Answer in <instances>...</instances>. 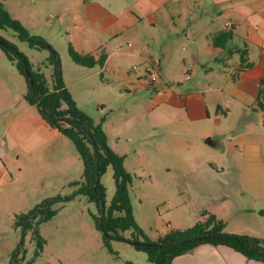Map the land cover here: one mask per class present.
<instances>
[{"label": "crops", "instance_id": "crops-1", "mask_svg": "<svg viewBox=\"0 0 264 264\" xmlns=\"http://www.w3.org/2000/svg\"><path fill=\"white\" fill-rule=\"evenodd\" d=\"M52 8L59 22L56 32L65 33L76 52L94 58L105 54L101 67H84L85 78L98 73L123 96L137 95L146 83L147 112L179 110L170 138L178 149H195L201 157L185 161L178 174L215 203L206 211L222 221L234 198L243 197V207L255 202L253 182L264 177V140L249 138L247 132L254 120L264 122V100L263 108L256 102L264 78V0H55ZM225 30L232 33L225 46L213 45L211 37ZM242 47L251 65L237 71L235 50ZM151 67L153 82L147 75ZM230 104H235L234 120L226 112ZM27 111V127L0 135V142L6 137L9 142L0 148V179L6 172L3 160H22L33 143L51 142L53 150L67 144L34 105L28 103ZM229 121L231 130L226 129ZM227 131L232 137L222 144L218 136ZM171 264L264 263L224 245L201 244Z\"/></svg>", "mask_w": 264, "mask_h": 264}, {"label": "rangeland", "instance_id": "rangeland-1", "mask_svg": "<svg viewBox=\"0 0 264 264\" xmlns=\"http://www.w3.org/2000/svg\"><path fill=\"white\" fill-rule=\"evenodd\" d=\"M54 2L0 0L10 18L18 21L30 34L50 43L57 54L59 76L75 107L101 126L107 147L123 157L124 170L131 177L128 195L133 216L142 232L154 239L158 233L171 228L190 227L200 210L209 211L215 203L178 174L185 161L192 162L201 157L195 149H178L170 138L171 132L178 128L176 113L179 110L164 107L147 112L151 99L146 83L137 95L123 96L98 73L85 78L88 71L84 67H73L74 63L67 55L65 33L56 32L59 22L52 8ZM0 35L13 43L31 67L39 68L46 81H50V68L45 66L46 49L28 47L17 40L10 29L0 31ZM25 89L23 76L0 50V135L7 129L20 130L29 125L28 103L22 97ZM230 105L232 109L226 112L228 118L233 116L230 120H234L237 116L235 104ZM230 126L231 121L226 129L231 130ZM248 128L249 138L264 140V122L260 118L257 124L254 120ZM218 137L225 144L232 135L227 131ZM65 141L66 146L57 151L51 148V142H35L31 145V154L22 160L16 163L10 157L3 160L6 172L4 179H0V264H7L9 253L19 240V229L12 225L14 215L26 212L42 198L66 197L82 182L81 161L70 142ZM6 143H9L7 137L0 142V148ZM99 182L104 187L106 206L114 192L109 167ZM253 184V193L258 196L255 202L243 207L240 203L243 197L234 198L232 207L227 206V217L222 222L224 230L230 233L264 238V215L260 213L264 206V177ZM50 209L53 215L37 227L44 240L42 248L37 250L30 233L23 238L24 259H33L31 264H152L127 240L129 231L122 233L123 240L103 243L101 232L93 221L96 207L84 195L57 201ZM35 251H38L36 255Z\"/></svg>", "mask_w": 264, "mask_h": 264}, {"label": "trees", "instance_id": "trees-1", "mask_svg": "<svg viewBox=\"0 0 264 264\" xmlns=\"http://www.w3.org/2000/svg\"><path fill=\"white\" fill-rule=\"evenodd\" d=\"M6 29L12 30L17 40L25 42L28 47L48 51L45 66L50 68L49 82L39 68L31 67L27 58L13 43L0 35V50L14 63L16 71L24 78L26 89L23 98L35 106L40 117L51 128L70 142L82 164V182L71 194L66 197L42 198L26 212L14 215L12 225L19 229L20 236L9 253L7 264H31L33 259H24V236L30 233L37 250H40L44 240L39 235L37 227L39 223L53 215L51 204L72 199L75 195H84L88 201L94 203L96 215L93 221L95 228L101 232L103 243L106 244L112 239L123 240L125 238L122 233L129 231L130 237L127 240L131 241L135 249L141 250L152 264H171L174 257L201 244L224 245L246 259L264 263V238L225 231L224 223L206 210L199 211L197 220L190 227L171 228L154 239L148 238L133 216L128 195L131 177L124 170L123 157L107 147L106 136L101 126L94 124L84 112L75 107L59 76L55 50L49 42L38 35L30 34L28 29L10 18L0 3V31ZM231 37L230 30L220 31L211 37V42L223 48ZM66 50L73 63L86 68L101 67L105 59L103 52L94 58L89 54L76 52L69 43L66 44ZM235 52L238 54L237 71L249 68L251 64L245 59V49L242 47ZM259 85L256 102L257 106L263 108L261 100H264V78L259 80ZM107 167L111 170L114 192L105 206L104 187L100 184L99 178ZM260 213L264 215V209H261ZM37 252L35 251L34 255Z\"/></svg>", "mask_w": 264, "mask_h": 264}, {"label": "built area", "instance_id": "built-area-1", "mask_svg": "<svg viewBox=\"0 0 264 264\" xmlns=\"http://www.w3.org/2000/svg\"><path fill=\"white\" fill-rule=\"evenodd\" d=\"M224 26L227 27L228 26V22H224ZM152 68L153 67H151L150 70H147L148 71L147 75H148L149 82H153L155 80V78H156V74H155V72L153 71Z\"/></svg>", "mask_w": 264, "mask_h": 264}, {"label": "water", "instance_id": "water-1", "mask_svg": "<svg viewBox=\"0 0 264 264\" xmlns=\"http://www.w3.org/2000/svg\"><path fill=\"white\" fill-rule=\"evenodd\" d=\"M205 143H207L208 145H211L212 143L209 141V139H205L204 140ZM204 236H200V238H203Z\"/></svg>", "mask_w": 264, "mask_h": 264}]
</instances>
